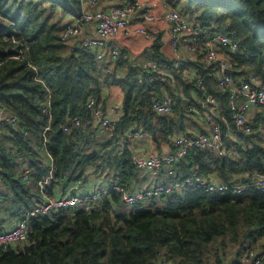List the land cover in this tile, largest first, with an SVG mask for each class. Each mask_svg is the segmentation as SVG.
I'll use <instances>...</instances> for the list:
<instances>
[{"label": "trees", "instance_id": "trees-1", "mask_svg": "<svg viewBox=\"0 0 264 264\" xmlns=\"http://www.w3.org/2000/svg\"><path fill=\"white\" fill-rule=\"evenodd\" d=\"M181 1V11L191 13L195 22L206 27L202 36L222 32L238 39L236 51L218 48L227 56L229 68L236 71L232 74L235 81L264 85V0ZM55 7L80 13L79 0H0V38L14 34L19 39L16 45L0 39V106L16 117L13 125L0 119V177L6 188L0 194V213L21 217L35 204L41 191L39 181L49 173L48 161L37 157V147L45 148L52 158L51 181L85 179L89 165H105L119 184L134 189L125 183L137 178L128 151L116 157L110 154L117 137L126 139L124 131L133 126L147 133L155 153L164 145L173 151L172 136L178 132L192 135L186 132L187 125L195 122L190 106L202 109L195 97L203 100L204 94L216 101L214 116L205 125L218 124L227 144L229 132L243 144L233 157L192 147L171 164V172L162 181L214 172L227 185L226 193H211L189 183L164 197L160 205L149 198L147 205L138 201L122 210L120 193L109 188L97 208L29 216L25 244L0 248V264H223L227 245L234 249V256L255 246L258 237L264 236V189L249 186L238 193L230 191L251 171H264V112L255 114L252 121L247 119L252 132L237 129L228 91L216 86L215 65L185 59L178 69L173 68V59L160 50L158 36L147 55L170 68L171 78L130 63L121 77L114 72L101 74V65L89 48L68 47L60 41L61 24L49 18ZM123 62L120 54L117 64ZM188 66L196 76L183 73ZM103 85L117 87L122 94L121 114L113 123L114 138L91 143V122L65 132L63 126L70 117H89L86 103L91 94L104 113ZM46 91L51 120L43 136L41 102ZM164 94L170 96L172 110L159 114L151 104ZM2 225L0 219V229Z\"/></svg>", "mask_w": 264, "mask_h": 264}, {"label": "built area", "instance_id": "built-area-1", "mask_svg": "<svg viewBox=\"0 0 264 264\" xmlns=\"http://www.w3.org/2000/svg\"><path fill=\"white\" fill-rule=\"evenodd\" d=\"M80 13L72 21L61 24L59 30L60 41L66 42L70 39H77V44L81 47L89 48L96 62L108 71L120 56V48L116 44H109V41L115 35L122 33L141 34L147 39H153L154 35L147 28L146 24L153 22H164L167 24L169 33V43L174 58L182 56L183 51H200L203 60L206 63L215 65L216 86L228 91V105L232 112L233 123L236 128L243 133L252 132V127L247 121L246 111L252 106H261L264 109V85L257 81L240 80L235 81L231 73L226 72L229 68L227 56L219 52V46H226L231 51L238 48V39L232 34L214 32L210 35L202 36L206 32V27L192 21V17L177 8H170L159 14L151 11L149 0H113L107 7H99L98 0H79ZM41 4H43L41 2ZM140 14L143 22L140 25L131 26V20ZM0 18H2L0 16ZM5 21V20H4ZM86 29L94 31V35H86ZM1 41H10L13 45L19 42L14 34L3 35ZM186 39V41H183ZM158 62L148 58L143 64L144 67L155 68ZM232 69V68H231ZM39 79V78H38ZM43 84V80L39 79ZM197 84L204 89L200 78L196 79ZM41 102V113L45 119L42 128V135L50 129V100L49 94ZM203 100H200L202 109L190 106V110L198 115L201 120H211L214 116L215 98L210 94H204ZM87 109L89 117L81 118L72 116L64 124L63 130L70 131L72 128L81 127L89 122H93L98 132L106 131L105 134H111L113 123L109 116L101 110L100 103L96 102L91 94L87 98ZM204 107V108H203ZM151 108L154 112L163 114L172 110V100L169 95H162L153 100ZM0 119L7 120L12 125L16 123L14 114L4 111L0 106ZM142 131V129L131 130L129 127L124 131V137L129 138L132 132ZM112 135V134H111ZM173 151L149 153L146 155L132 153L130 160L139 171L156 170L160 167L171 165L175 161L184 157L187 150L192 147L209 149L215 153L226 157H233L238 154V149L243 141L233 132H229V143L223 140L219 125L214 123L209 127L208 132L194 133L185 136L183 134L172 136ZM49 173L43 180L39 181V188L43 191V184L51 178L52 158H48ZM168 172H171L168 170ZM249 177L242 180L239 185L234 186L231 193H238L243 188L253 186L264 189V171L253 170ZM1 181V177H0ZM79 180L77 184L79 185ZM194 184L208 192L226 193L228 187L225 183L217 180L215 173L210 172L205 175L193 173L183 181L175 182H148L127 189L119 184L117 177L108 175V184L104 189L95 188L78 193H61L58 195H47L38 203H35L27 212L17 218L8 228L0 229V248L6 249L18 243H24L28 232V218L36 214H47L58 210L83 209L89 210L101 206L102 196L108 192L109 188L120 193L122 204L133 206L138 201H144L149 198H156L161 201L164 197L178 192L185 184ZM1 194V190H0ZM232 261L241 263L264 264V249L250 246L239 256L232 255L229 261H223V264H234ZM167 264H173L168 262Z\"/></svg>", "mask_w": 264, "mask_h": 264}, {"label": "crops", "instance_id": "crops-1", "mask_svg": "<svg viewBox=\"0 0 264 264\" xmlns=\"http://www.w3.org/2000/svg\"><path fill=\"white\" fill-rule=\"evenodd\" d=\"M113 2V0H98L99 7H107ZM181 0H149V6L151 11L158 12L159 14L163 13L167 9L170 8H177L181 10V7L179 6ZM182 4V3H181ZM60 8L55 7L54 11L57 12V20L56 22L58 24H62L64 22L72 21L75 16H77L74 12H68V11H60ZM183 12V11H182ZM188 16L192 17L193 15L191 13H187ZM143 22L141 15H136L130 22L131 26L140 25ZM149 31H151L154 35L153 39H147L141 34H129L124 35L122 33H119L112 37L109 41V44H116L120 48V54H122V58L125 60L122 64L116 63L109 68L108 71H105V68L102 66H99V71L101 74L105 73H112L114 72L117 77H121L125 70H126V64H143L145 63V60L150 58L149 55H147L148 47L152 44L153 40L156 36L159 37V43H160V50L161 52L169 57L170 59H173L172 67L178 69L181 61L188 59L191 61H204L202 56L201 58H198L197 55L201 53L200 51L195 52H187L183 51V54L180 58L176 59L174 58V55L172 53V50L170 48L169 43V33H168V27L167 24L164 22H153L150 24H146ZM86 35H94V31L86 29ZM183 41H186V39H183ZM66 46L72 47L73 45H77V39H70L65 42ZM224 54V53H223ZM156 70L161 76H166L171 78V70L166 65H157L155 68H152ZM184 74H192L195 75V69L191 66H188L187 68L183 69ZM196 76V75H195ZM101 102L102 106L104 107V113H106L107 116H109L112 120H116L120 114H121V100H122V94L119 91L117 87H108L106 85H103L102 91H101ZM193 96H196L193 94ZM197 101H200L198 97H195ZM261 111L264 112V109L261 108V106H252L246 111V117L247 119L251 120L254 118L255 114L260 113ZM195 114V113H194ZM194 116V115H193ZM195 122L190 123L186 127L187 134H194L204 131V133L208 132L209 125H205L206 121H203L197 117L195 114L194 117ZM90 132L91 135L89 141L91 143L103 141L104 139L114 138V131L111 132V134H105V130L101 133L98 132L95 129V125L93 122L90 123ZM84 126V125H83ZM82 126V127H83ZM114 128V126H113ZM131 130H134L135 127L130 126ZM202 128V129H200ZM183 134L182 132H178ZM184 135V134H183ZM34 143V140L32 141ZM37 157L44 160L46 163L48 161V158L50 157L49 153L45 150V148H38L37 147ZM126 149L129 153V157L132 153H139V154H149V153H155L153 149V145L151 143L150 137L147 135V133L143 131H137L132 132V136L129 138L124 139L123 136L117 137V143L116 146L113 147V150L111 151V155L113 157H116L122 150ZM172 148L168 145H164L161 152H168ZM161 167V169L152 170L151 172L148 171H139L137 170V178L132 179L130 182L129 180L126 181V185L130 187L133 185V187H139L140 185L148 182H162L164 181V175L168 174V170L172 169L173 165H166ZM85 179L77 178L75 180H66L64 177H61L58 179V181L52 180L49 178L47 183H44L43 185V191H40L39 194L36 197L35 203H38L42 198H44L47 195H58L61 193H78L85 190H92L97 188L104 189L105 186L108 184V175H111L109 172V166L103 165L102 167L94 168V166L89 165V167L85 168ZM164 171V172H162ZM45 178V177H44ZM130 177L129 179H131ZM244 179V178H243ZM77 180H79V185L77 184ZM137 180V181H136ZM53 182L51 185L50 183ZM129 183V184H128ZM46 185H50L47 187ZM132 188V187H131ZM130 189V188H128ZM0 190L3 192L6 191V188L3 186V184L0 181ZM103 199V198H102ZM101 199V200H102ZM147 201L143 204H148V199L144 200ZM154 201L157 203L156 205H160L162 203L161 201H157L156 198H154ZM131 207L126 206L122 204L121 202V209L122 210H128ZM68 213H71L69 211ZM20 216H9L7 215V212H1L0 213V219H3V225L2 229L8 228L12 223L19 218ZM25 243H18V245H23ZM17 245V244H16ZM226 248V256L225 262L229 261L232 258V255L234 253L233 248L225 247ZM208 260L212 263L213 257L210 254L208 257ZM234 264H250L248 263H241L240 261H232ZM160 264V263H159ZM217 264V263H215Z\"/></svg>", "mask_w": 264, "mask_h": 264}, {"label": "rangeland", "instance_id": "rangeland-1", "mask_svg": "<svg viewBox=\"0 0 264 264\" xmlns=\"http://www.w3.org/2000/svg\"><path fill=\"white\" fill-rule=\"evenodd\" d=\"M180 1V0H179ZM182 2H180V4H179V6L181 7V4ZM60 11H62L61 9H59ZM57 12H55L54 10H52L50 13H49V18H50V20L51 21H54V22H56V20H57ZM57 23V22H56ZM144 202H146L147 203V201H143V203ZM147 205V204H146ZM132 207V206H131ZM227 239V238H226ZM264 243V236H262V237H258V240H257V244L255 245V247H260V248H262V249H264V247L262 246V245H260V244H263ZM227 247H229V248H232L230 245H227Z\"/></svg>", "mask_w": 264, "mask_h": 264}, {"label": "water", "instance_id": "water-1", "mask_svg": "<svg viewBox=\"0 0 264 264\" xmlns=\"http://www.w3.org/2000/svg\"><path fill=\"white\" fill-rule=\"evenodd\" d=\"M226 72L234 74L236 71L234 69L228 68V69H226ZM243 178H242V180H245V177H243Z\"/></svg>", "mask_w": 264, "mask_h": 264}]
</instances>
